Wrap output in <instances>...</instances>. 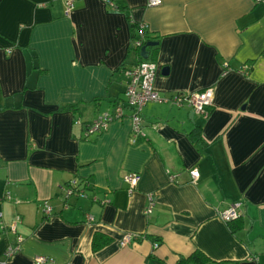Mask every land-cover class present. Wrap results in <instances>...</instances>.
Returning <instances> with one entry per match:
<instances>
[{"label":"crops","instance_id":"1","mask_svg":"<svg viewBox=\"0 0 264 264\" xmlns=\"http://www.w3.org/2000/svg\"><path fill=\"white\" fill-rule=\"evenodd\" d=\"M72 1L0 0V264H197L195 251L202 264H264V4ZM131 21L156 42L160 96L212 88V105L189 116L148 102L136 138L124 106L87 137L85 121L124 104V70L148 59L130 49ZM72 181L84 195L65 204ZM236 201L239 220L223 221ZM16 216L22 242L6 257ZM95 233L109 238L98 250ZM125 233L137 238L120 246Z\"/></svg>","mask_w":264,"mask_h":264},{"label":"built area","instance_id":"2","mask_svg":"<svg viewBox=\"0 0 264 264\" xmlns=\"http://www.w3.org/2000/svg\"><path fill=\"white\" fill-rule=\"evenodd\" d=\"M107 4L112 5L108 0H104ZM258 3L264 4V0H255ZM161 0H148L149 6L159 5ZM66 12H69L73 7L72 0H65ZM143 27V25H141ZM141 41H137L136 45H140ZM124 73L127 77L126 88H125V99L124 104H117L112 110L105 111L99 114L93 119L91 124L86 130V134L101 133L105 131L109 124L113 120H119L125 117L124 106H127L131 113L130 118L133 121V136L139 135L141 130V117L140 110L148 102H169L178 107L183 105L189 106L193 112L198 114H206V107L211 106L213 102V89L206 88L201 91L189 92V93H175L169 98H162L158 90L154 86V79L156 74V64L154 61L149 59H142L137 61L136 64L126 68ZM134 142V140H133ZM191 181L195 182L199 177V172L196 169L190 171ZM174 176L170 175V179ZM139 177L137 174L130 173L125 177V181L128 183L129 191H132L138 183ZM73 195L83 196V191L79 189L75 181L70 182L69 186L63 190V198L66 201ZM151 199V198H150ZM152 202V199H151ZM151 205L147 207L146 212H150ZM46 211L49 213L50 208L46 207ZM242 202L236 201L229 204L225 209L218 212V216L225 222H231L238 219L241 216ZM1 216V212H0ZM20 219L16 216L15 220L11 222L7 229L8 231L15 234L13 242L8 246L5 251V256L10 257L17 251H19L22 237L17 234L16 222ZM137 235L132 233H125L120 241V246H126L136 239ZM37 263H43L47 261L44 256H38L35 258Z\"/></svg>","mask_w":264,"mask_h":264},{"label":"trees","instance_id":"3","mask_svg":"<svg viewBox=\"0 0 264 264\" xmlns=\"http://www.w3.org/2000/svg\"><path fill=\"white\" fill-rule=\"evenodd\" d=\"M108 1H110L111 3H112V5H109L110 6V8H113V9H123L124 11H126L125 10V8H120L119 6H118V4H116L115 3V0H108ZM138 28V30H140V33L139 34H136L135 33V28ZM131 29H132V42H131V46H130V49H133V50H135L136 52H137V54H139L140 53V48H141V46H143L144 44H146V42L147 41H145L144 40V36L145 37H147V39L149 38L148 36H146V30H145V28H144V26L143 27H141V24H136V22H134V21H131ZM137 31V30H136ZM137 41H141V44L140 45H136V42ZM154 48L155 47H153V46H147V51H148V59H150L151 60V56H150V51H154ZM140 60H142V58L139 56V60L138 61H140ZM123 99H119V100H115V101H113V105H116V104H119V103H121V101H122ZM99 102H100V99H98V98H95V99H93L91 102H89V103H87V104H91L93 107H96V106H98L99 105ZM87 104H85V105H83V104H81V103H78V104H68V105H66V106H64V108L63 109H68V110H72V111H80L81 109H82V107H85ZM82 106V107H81ZM109 111V110H108ZM99 115V114H98ZM97 115V116H98ZM96 116V117H97ZM95 118V117H94ZM93 118V119H94ZM93 119L92 120H90L89 122L88 121H85L84 122V130H85V133H86V130H87V128H88V126L91 124V122L93 121ZM100 133H94V134H86V136L87 137H89V136H98ZM237 220H239V218L238 219H236V220H234V221H231V222H229V223H233V222H236ZM109 242V238L107 237V236H105L104 234H102V233H95L94 234V236H93V238H92V248H93V250H98V249H100L101 247H103L105 244H107ZM203 255L201 254V253H199V252H197V251H195L193 254H191L190 256H189V259H192L195 263H197V264H202V262H203Z\"/></svg>","mask_w":264,"mask_h":264},{"label":"water","instance_id":"4","mask_svg":"<svg viewBox=\"0 0 264 264\" xmlns=\"http://www.w3.org/2000/svg\"><path fill=\"white\" fill-rule=\"evenodd\" d=\"M156 42H153V41H148L146 42V44H144L143 46H141L140 48V55L143 57V58H148V51H147V46H153L155 45ZM163 71H167V69L165 68ZM189 116H193V111H191L189 113Z\"/></svg>","mask_w":264,"mask_h":264}]
</instances>
